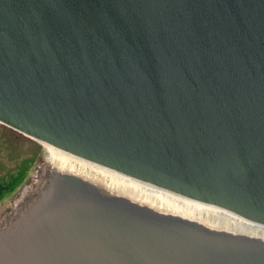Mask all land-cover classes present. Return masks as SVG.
<instances>
[{"label":"water","instance_id":"obj_1","mask_svg":"<svg viewBox=\"0 0 264 264\" xmlns=\"http://www.w3.org/2000/svg\"><path fill=\"white\" fill-rule=\"evenodd\" d=\"M0 124L264 226V0H0ZM0 264H264V236L48 171Z\"/></svg>","mask_w":264,"mask_h":264},{"label":"rangeland","instance_id":"obj_2","mask_svg":"<svg viewBox=\"0 0 264 264\" xmlns=\"http://www.w3.org/2000/svg\"><path fill=\"white\" fill-rule=\"evenodd\" d=\"M24 166H30L24 180L0 201V228L37 195L48 171L70 173L81 177L109 195L132 197L126 192L111 187L107 178L93 171L83 170L78 164L73 168L65 167L57 157L52 156L45 145L0 124V183L8 180L9 176L14 175ZM147 188L153 190L152 187ZM142 202L149 204L157 212L174 213L158 205ZM194 220L200 221L208 229H224L206 222L204 218ZM246 232L264 236L260 232L249 230Z\"/></svg>","mask_w":264,"mask_h":264},{"label":"bare ground","instance_id":"obj_3","mask_svg":"<svg viewBox=\"0 0 264 264\" xmlns=\"http://www.w3.org/2000/svg\"><path fill=\"white\" fill-rule=\"evenodd\" d=\"M45 145V144H44ZM53 157H57L65 167L73 168L78 164L83 170L93 171L109 180V185L115 190L128 193L134 199L146 201L153 205L170 210L192 219H203L217 227L246 232L264 234V226L250 222L236 214L219 207L204 204L169 192L147 183L136 181L122 173L105 168L79 157L63 152L57 148L45 145ZM147 187H152L150 190ZM198 221V220H197ZM203 221V220H202Z\"/></svg>","mask_w":264,"mask_h":264},{"label":"trees","instance_id":"obj_4","mask_svg":"<svg viewBox=\"0 0 264 264\" xmlns=\"http://www.w3.org/2000/svg\"><path fill=\"white\" fill-rule=\"evenodd\" d=\"M33 162V160H32ZM31 166V165H30ZM30 166H24L14 175L9 176L8 180L0 183V201L2 198L11 193L26 177Z\"/></svg>","mask_w":264,"mask_h":264}]
</instances>
